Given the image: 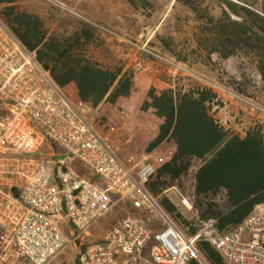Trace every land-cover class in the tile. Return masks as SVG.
<instances>
[{
	"label": "built area",
	"instance_id": "2783aa9c",
	"mask_svg": "<svg viewBox=\"0 0 264 264\" xmlns=\"http://www.w3.org/2000/svg\"><path fill=\"white\" fill-rule=\"evenodd\" d=\"M44 1L66 9L59 1ZM90 24L203 81L147 44L140 47L105 26ZM118 99L106 102L109 116L95 122L87 115L91 108L55 82L0 16V264H51L67 248L82 245L116 206L114 196L148 215L161 230L154 233L141 218L127 216L87 245L78 264H203L201 240L224 264H264V210L229 232H219L212 219L201 221L194 235L180 227L149 188L158 164L175 153L174 146L161 151L165 141H172L168 137L151 148L164 132V120L154 113L160 120L157 134L145 151L139 149L152 126L129 124L125 107L114 108ZM57 148L63 153L60 159ZM74 163L84 165L100 183L80 174ZM182 205L191 209L187 198Z\"/></svg>",
	"mask_w": 264,
	"mask_h": 264
},
{
	"label": "rangeland",
	"instance_id": "374dc122",
	"mask_svg": "<svg viewBox=\"0 0 264 264\" xmlns=\"http://www.w3.org/2000/svg\"><path fill=\"white\" fill-rule=\"evenodd\" d=\"M10 1L15 13L37 17L49 33L60 37L80 33L85 23L92 27L88 28L90 56L103 66L120 69L133 78V96L123 100L125 109L129 108L127 122L152 126L139 141V149L145 151L160 125L153 109L142 111L149 92L159 95L169 91L195 94L198 90L207 91L211 97L206 104L208 110L225 131L239 137L247 132L258 133L264 140V0H174L173 3L172 0H56L65 5V10L44 0ZM6 7L0 4V16ZM164 15L169 16L163 19ZM90 23L105 26L140 47L146 43L150 51L184 65L203 81L175 71L130 43L98 31ZM160 23L153 38L144 42L145 26L154 30ZM103 106L106 108L98 111L90 109L88 117L97 123L105 121L111 105ZM172 146V141L167 140L161 151L169 152ZM57 154V159L63 157L60 148ZM200 164L199 160L191 162L182 190L190 188ZM73 167L96 180L84 165L74 163ZM167 196L179 206V195L169 192ZM114 199L118 201L116 206L83 244L67 248L51 264H78L79 253L87 245L100 241L107 229L127 216H145L127 200L118 196ZM179 210L187 219L196 217L192 210L181 207ZM153 243L154 239L147 246V253ZM203 264L210 263L206 260Z\"/></svg>",
	"mask_w": 264,
	"mask_h": 264
},
{
	"label": "trees",
	"instance_id": "16d2710c",
	"mask_svg": "<svg viewBox=\"0 0 264 264\" xmlns=\"http://www.w3.org/2000/svg\"><path fill=\"white\" fill-rule=\"evenodd\" d=\"M11 3L0 0V4L7 5L1 17L20 41L35 52L39 63L50 71L58 85L65 88L73 84L79 99L91 109L131 94V75L107 68L90 56V25L85 23L80 33L71 37H60L49 33L37 17L15 13ZM148 98L142 110L151 108L164 120V132L151 148L167 137L176 145L172 159L158 168L151 180V192L157 196L166 185L172 184L182 189L191 162L199 160L201 164L193 178L195 219H187L168 198H162L161 203L188 235L198 231L201 221L211 219L219 232L234 230L257 205L264 203L263 138L253 132L239 137L225 131L208 110L206 104L211 97L207 91L198 90L196 94L169 91L159 95L149 92ZM222 190L226 191V202L218 204L214 198ZM198 246L210 264H224L209 242L201 240Z\"/></svg>",
	"mask_w": 264,
	"mask_h": 264
},
{
	"label": "crops",
	"instance_id": "0c3cea01",
	"mask_svg": "<svg viewBox=\"0 0 264 264\" xmlns=\"http://www.w3.org/2000/svg\"><path fill=\"white\" fill-rule=\"evenodd\" d=\"M173 1L174 0H172V3H173ZM167 14V13H166ZM169 15H164V17H163V19H166L167 17H168ZM161 26V23L160 24H158V26L154 29V30H152V29H150L149 27H147V26H145V28L143 29V33L145 34V37H144V42H149L152 38H153V35H154V33H156L157 32V30L159 29V27ZM146 43H144V45H145ZM68 93H70L72 96H74L75 98H78V92H77V89H76V87L73 85V84H70V85H68L67 87H65L64 88ZM133 91V90H132ZM133 95H132V92H131V94L128 96V97H120L119 99H118V101L114 104V108H118L119 106H123L125 103H126V101H123L124 99H131V97H132ZM103 105H108L107 103H105V102H102L96 109H92V110H94V111H98L99 109H101L102 107H103V109L104 108H106V106H103ZM125 106V105H124ZM128 106H127V112H128ZM143 111V110H142ZM173 149L172 150H174V152L176 151V146H175V143H174V141H173ZM166 162H168V160L167 161H164V162H162V163H160V164H158V166H157V169L158 168H160L163 164H165ZM97 183H100V181L96 178V180H95ZM169 192H174L175 193V195H179V206L178 205H176L175 203H174V201H172L168 196H167V193H169ZM157 197L161 200L162 198H168L169 199V201L173 204V205H175L176 207H181V208H184V209H187V210H192L193 209V200H194V182H193V180H192V185L190 186V188H188L187 190H183L182 191V189L181 188H179L176 184H172V185H166L163 189H162V191H161V193L159 194V195H157ZM114 198H115V196H114ZM182 198H187L188 199V201H189V203H190V205H191V209H188V208H186L185 206H183V205H181L182 204ZM214 201L215 202H217L218 204H223V203H225L226 202V191L225 190H222V191H220L219 192V194L214 198ZM131 204V203H130ZM133 207V206H132ZM262 210H264V203L263 204H260V205H257L256 207H255V211L254 212H259V211H262ZM144 214V213H143ZM145 216H143V217H139V218H141L142 220H144L147 224H148V226L153 230V232L154 233H156V232H159L160 230H161V226L159 225V224H157L155 221H152L150 218H149V216L148 215H146V214H144ZM118 224V223H117ZM116 225V224H115ZM98 226V225H97ZM96 226V227H97ZM114 226V225H113ZM157 227V230H155L154 229V227ZM64 227H65V231L68 233V234H70V233H72L73 232V228L70 226V225H68V224H65L64 225ZM95 227V228H96ZM90 236V235H89ZM86 237H88V236H85L84 237V239L86 238ZM83 242H84V240H83ZM83 242L81 243V244H83Z\"/></svg>",
	"mask_w": 264,
	"mask_h": 264
}]
</instances>
